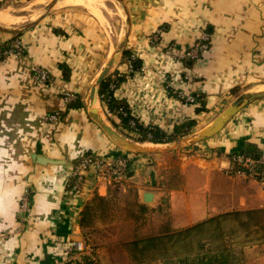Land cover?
Masks as SVG:
<instances>
[{
    "label": "crops",
    "instance_id": "obj_1",
    "mask_svg": "<svg viewBox=\"0 0 264 264\" xmlns=\"http://www.w3.org/2000/svg\"><path fill=\"white\" fill-rule=\"evenodd\" d=\"M31 1L0 0V6ZM124 1L132 27L126 54L109 74L123 76L115 96L140 124L171 133L189 123L190 134L210 125L241 94L264 89V0ZM63 5L22 33L0 31V264H57L60 247L86 239L80 212L95 194L106 196L110 184L90 171L83 194L68 187L82 152L128 158V186L136 188L138 202L157 214L145 226L151 232L160 229L167 210L169 226L180 228L222 212L264 208V191L253 177L227 172L238 153L264 154V97L241 108L191 153H178L177 158L172 151L126 153L88 117L84 106L70 107L64 93L73 91L83 103L120 38L85 7ZM203 32L209 34L210 47L200 59H178ZM16 39L22 51L7 52ZM131 55L136 56L134 72L128 71ZM34 66L48 70L49 81L36 82ZM182 94L199 98L188 103ZM98 104L108 122L127 134L119 115L106 110L99 95ZM56 112L59 120L44 121ZM33 154L61 163L41 164ZM172 159L179 167L177 185L169 182ZM146 190L155 193L152 204L143 202ZM26 193L29 204L23 210ZM259 246L264 244L252 249Z\"/></svg>",
    "mask_w": 264,
    "mask_h": 264
},
{
    "label": "trees",
    "instance_id": "obj_2",
    "mask_svg": "<svg viewBox=\"0 0 264 264\" xmlns=\"http://www.w3.org/2000/svg\"><path fill=\"white\" fill-rule=\"evenodd\" d=\"M207 42L209 48L210 42ZM125 54L126 51L122 56ZM64 71H68L66 66ZM122 80L121 75L109 74L101 82L98 94L106 110L119 107L124 109L126 114H118L121 124L128 131H136L137 141L166 143L189 133V123L176 126L171 133L140 124L131 116L124 100L115 96L116 89L112 85L117 88ZM198 98L196 95L197 100ZM68 105L83 107L80 97ZM130 120L135 121L134 126ZM128 164L131 165V162ZM120 184H111L106 196L95 194L80 212V225L86 240L90 239L89 235L98 223L115 216L119 201L124 195H131L132 200L127 202L126 211L136 223L143 219L149 210L147 205L135 198L137 190L132 185L128 186L127 195L122 193ZM259 244H264V208L222 212L180 228H172L165 223L157 232L136 234L133 239L124 242L123 246L133 264H250L246 249ZM85 264H92V261L87 260Z\"/></svg>",
    "mask_w": 264,
    "mask_h": 264
},
{
    "label": "built area",
    "instance_id": "obj_3",
    "mask_svg": "<svg viewBox=\"0 0 264 264\" xmlns=\"http://www.w3.org/2000/svg\"><path fill=\"white\" fill-rule=\"evenodd\" d=\"M210 42L209 34L203 32L201 38L196 41L191 47L180 53L177 58L181 60L197 61L200 59L202 53L208 49V42ZM17 50V51H16ZM7 52L22 51L21 43L18 39L14 40L11 44V48L6 50ZM136 56L131 55L128 59V71L134 72V63ZM33 77L38 83H44L49 81L50 74L45 68L34 66ZM113 88L117 89L114 85ZM65 101L71 102L77 98V95L73 91L64 90ZM184 100L188 103H196V95L194 94H182ZM124 112L122 107L113 110L114 114H120ZM109 113V112H108ZM59 113H51L44 116V121H57L59 120ZM131 125H135L134 120H130ZM132 132V133H131ZM128 131L125 135L129 139L136 140L138 134L136 131ZM126 156L122 157H100L93 153L82 152L76 159L73 165L68 187L78 196L83 194V187L86 182L88 172H93L98 180L105 181L110 185L117 182H123L128 177L130 165ZM228 174L231 175H243L253 177L262 187L264 191V154L258 158L248 153H238L232 157L231 164L227 168ZM29 204L28 194L22 199V209L26 210ZM8 234V233H7ZM3 234L2 236H6ZM61 258L57 261V264H85L87 260L92 261V264H97L98 258L94 247L86 239H72L65 246L60 247Z\"/></svg>",
    "mask_w": 264,
    "mask_h": 264
},
{
    "label": "rangeland",
    "instance_id": "obj_4",
    "mask_svg": "<svg viewBox=\"0 0 264 264\" xmlns=\"http://www.w3.org/2000/svg\"><path fill=\"white\" fill-rule=\"evenodd\" d=\"M50 2L51 1L48 0H32L31 2H26L13 7L0 6V9L8 11L13 16H16L18 21L8 27L17 28L22 27L26 23L38 18V16L46 10V7L50 4ZM70 2L71 0H67L64 3H58L59 5L57 4L55 8L58 6H64L63 4L68 5L69 7L73 5L85 7L86 10L91 11L100 18L102 23H104L105 27L108 31H110V34H112L115 39L118 40L124 34L126 30V15L121 4L117 0H98L97 4L95 3V6L93 5L91 7L83 4H73ZM195 146L183 145L172 152L176 154L174 156L177 158L178 153L188 154L193 152L195 150L193 149ZM170 167L172 168V173L169 176V182H174V185H177V182L180 183V179L177 175L179 167L176 165L174 159L171 160ZM120 186L126 187L125 192L123 191L122 193L129 195L126 180L121 182ZM124 196H122L119 201V208L116 210L115 216L111 219L105 220V222L98 223L97 230H93V232L89 235L90 239L87 240L95 249L98 258L97 264H133L123 246V243L131 240L136 234L143 235L151 232V230L145 228L158 219L157 214H153L154 211H151L152 208H149V210L145 213L144 218L136 223L132 216H130L129 212L126 211L127 202H131L132 200V198H130L131 195L129 197ZM159 211H162V208H160ZM131 220L134 222H131ZM168 220H170V216L167 210L166 214H163L161 218L162 224L159 228H161L165 223H168ZM132 223L136 224L134 225L135 232L133 230ZM133 233H135V235H133ZM252 247L253 246H249L246 249L249 263L264 264V246H259L254 249H252Z\"/></svg>",
    "mask_w": 264,
    "mask_h": 264
},
{
    "label": "water",
    "instance_id": "obj_5",
    "mask_svg": "<svg viewBox=\"0 0 264 264\" xmlns=\"http://www.w3.org/2000/svg\"><path fill=\"white\" fill-rule=\"evenodd\" d=\"M61 0H51L50 4L46 7V10L38 16L35 20H32L22 27L10 28L0 24V31L11 34L22 33L36 25H38L51 11L57 6ZM126 15V30L122 37L120 38L118 44L114 47L113 52L107 61L106 65L97 74L96 78L91 82L88 87L84 98L83 106L88 117L100 128V130L113 142L117 147L122 150L131 153H148V154H158L171 152L176 150L178 147L183 145L194 146L201 143L212 136L219 133L227 123L243 108L245 105L253 100L264 97V89L252 92H246L238 96L230 105H228L213 121L210 125L187 135H184L176 140L166 143H155L147 144L146 142H140L137 140L129 139L122 133H120L116 128H114L108 120L105 118L101 107L98 104V89L101 82L109 75L110 70L117 64L120 56H122L123 50L125 49L128 36L131 31L132 22L129 10L125 4L124 0H117ZM97 103L100 112L97 108H92L91 104ZM260 155L257 153L255 157L258 158ZM33 158L41 164H58L61 163L60 160L40 156L33 154ZM154 191L146 190L143 192L142 198L143 202L146 204H152L154 201Z\"/></svg>",
    "mask_w": 264,
    "mask_h": 264
},
{
    "label": "bare ground",
    "instance_id": "obj_6",
    "mask_svg": "<svg viewBox=\"0 0 264 264\" xmlns=\"http://www.w3.org/2000/svg\"><path fill=\"white\" fill-rule=\"evenodd\" d=\"M67 0H62L61 2L64 3ZM98 0H71L70 3L75 4H83L86 6H93L95 3L97 4ZM102 4V3H101ZM99 5V4H98ZM95 6V5H94ZM18 20L16 19V16H13L10 12L1 10L0 9V24L4 26H9L11 24L16 23ZM91 107L97 108V111L100 112L97 103L91 104Z\"/></svg>",
    "mask_w": 264,
    "mask_h": 264
}]
</instances>
